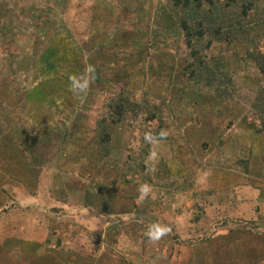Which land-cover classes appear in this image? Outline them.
<instances>
[{"label":"rangeland","instance_id":"1","mask_svg":"<svg viewBox=\"0 0 264 264\" xmlns=\"http://www.w3.org/2000/svg\"><path fill=\"white\" fill-rule=\"evenodd\" d=\"M200 1L0 0V264H264V0Z\"/></svg>","mask_w":264,"mask_h":264},{"label":"clouds","instance_id":"2","mask_svg":"<svg viewBox=\"0 0 264 264\" xmlns=\"http://www.w3.org/2000/svg\"><path fill=\"white\" fill-rule=\"evenodd\" d=\"M94 69L89 67L87 69V73L93 72ZM69 80V91L72 92L73 95L79 96L85 93L88 89L90 83V76L87 74L84 75H70L68 77ZM167 136V132L161 130L159 133H145L144 140L146 143H158L160 140L165 139ZM155 154L153 153V156ZM150 187L147 184H141L138 187V199L143 200L149 194ZM170 229L166 226H162L159 224L150 225L145 233V236L148 240L152 242L159 241L162 237L168 234Z\"/></svg>","mask_w":264,"mask_h":264},{"label":"trees","instance_id":"3","mask_svg":"<svg viewBox=\"0 0 264 264\" xmlns=\"http://www.w3.org/2000/svg\"><path fill=\"white\" fill-rule=\"evenodd\" d=\"M212 2V1H211ZM199 5H198V9H200L201 7H202V2L199 0V3H198ZM186 7H189V2H187V4H186ZM190 9V11L192 12V13H195V11L192 9V8H189ZM188 12V11H187ZM248 12V9L245 11V12H243L245 15L244 16H247V13ZM183 23H182V29L186 32V38L187 39H190V37L192 36V30L193 29H191V28H193V27H191V24H190V21L188 20V19H183V21H182ZM199 24V23H198ZM200 26H201V24H200ZM239 28V27H238ZM239 30L241 31L242 29H240L239 28ZM222 31V30H221ZM234 31H237L236 29H234ZM199 35L200 36H202L203 35V32H201V33H199ZM252 54H250V56H251ZM257 59V58H256ZM194 74H195V71L193 70L192 71V73H191V75H193V77H194Z\"/></svg>","mask_w":264,"mask_h":264}]
</instances>
